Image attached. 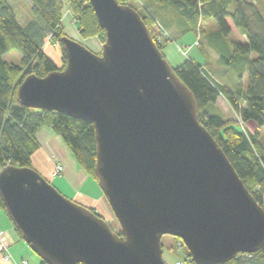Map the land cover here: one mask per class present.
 <instances>
[{
    "label": "water",
    "instance_id": "1",
    "mask_svg": "<svg viewBox=\"0 0 264 264\" xmlns=\"http://www.w3.org/2000/svg\"><path fill=\"white\" fill-rule=\"evenodd\" d=\"M106 32L96 53L61 37L66 66L19 84L21 103L93 124L95 172L122 234L64 195L37 169H0L10 219L48 264H167L162 238L182 240L197 264L264 247V207L198 118L137 8L89 0Z\"/></svg>",
    "mask_w": 264,
    "mask_h": 264
},
{
    "label": "trees",
    "instance_id": "2",
    "mask_svg": "<svg viewBox=\"0 0 264 264\" xmlns=\"http://www.w3.org/2000/svg\"><path fill=\"white\" fill-rule=\"evenodd\" d=\"M118 1L129 4L128 0ZM148 1L143 8L137 9L150 30L162 19L179 35L200 32L205 45L218 55V63L236 69L239 74L240 87L234 89L218 81L204 60L189 57L175 67L178 77L196 98L199 120L218 141L247 188L264 207V140L258 130L244 131L227 120L216 106L218 98L223 96L244 123L252 122L258 129L264 126V7L252 0ZM30 2L36 18L23 25L10 1L0 0V169L8 164L33 167V154L40 147L38 130L47 126L62 137L79 166L99 181L95 172L97 144L93 124L56 111L27 107L21 103L17 88L29 74L45 76L66 66L64 51L61 66L44 49L48 35L59 41L68 35L62 25L65 6L72 9L84 37L101 34L105 39L106 32L89 0ZM151 4L156 12L151 11ZM206 20H213L216 30L207 31L204 28ZM234 28L245 34L246 40L229 38ZM155 40L163 51L164 46L156 35ZM11 51L21 53L20 63L4 59V54ZM90 208L100 214L96 208ZM0 209L9 216L1 194ZM108 222L115 232L122 234L117 218ZM187 255L188 264H197L188 250ZM40 264L48 263L40 259ZM218 264H264V247L255 253H239L236 258Z\"/></svg>",
    "mask_w": 264,
    "mask_h": 264
},
{
    "label": "rangeland",
    "instance_id": "3",
    "mask_svg": "<svg viewBox=\"0 0 264 264\" xmlns=\"http://www.w3.org/2000/svg\"><path fill=\"white\" fill-rule=\"evenodd\" d=\"M9 1L12 7L14 8L17 19L21 24L25 25L30 20L36 18L32 10L30 0H9ZM147 1L148 0H128V3L135 6L138 9H141L145 6V3H147ZM252 1L257 4L258 3L262 4V6L264 7V0H256V1L252 0ZM149 7L151 8L152 12H156V9L155 7L152 6V4L149 5ZM62 23H63L62 25L64 32L67 33L71 38L83 43L84 45H86L88 48H90L92 51L96 53L102 52V44L105 42L106 38L104 39L101 34H97L91 37H84L80 32L75 14L73 13L72 9L69 6H65L63 10ZM215 26L216 24L212 20H206L204 22V28L207 31L214 29ZM151 32L154 36L156 35L158 40L163 44L164 46L163 50L166 54L165 57L171 63L172 66L176 67V65H178L179 62H182L184 58L188 56V54L190 55L193 54L194 52V55H196L195 52L200 53V51H202L203 49L204 54L200 55V60L201 59H202L201 61L204 60L203 63L209 69L211 74L221 83H224L234 89L240 87V77L239 74H237L236 69L235 70L228 69L227 67L220 65L218 63V55L213 50L208 48V46L205 45L204 37L200 32L196 35L194 33L188 34L186 38V40L188 41L180 39L178 38L179 33L176 31V29L174 27L172 28L167 27L162 19H159V22L156 21L153 24ZM231 38L235 40H243L244 36L240 31L234 28L232 30ZM179 47L185 50V55L181 50H179L180 49ZM44 49L47 52V54L49 53L52 56H56L54 55L56 53L58 56L57 64L61 66L63 65V60H62L63 49L61 47L58 38L54 37L51 34L48 35L45 39ZM21 57L22 55L19 51H11L4 54V59L7 60L8 62L20 63ZM205 59H207L206 62ZM216 106L223 112L227 120L231 121L233 124H237L241 127L248 128L252 132H255V130L251 125H249V123H243V121L239 118L237 113L233 110L231 105L223 96L218 98ZM53 132L55 133V131ZM55 134L58 135L57 133ZM260 136L264 139V126L261 127ZM70 154L72 155L71 151ZM72 157L74 158L73 155ZM52 159L53 161H55V163L56 162L62 163L61 161L57 160L56 156H53ZM55 163H54V168L52 170L53 177L57 176L54 174L55 165H56ZM63 170H64V165H63ZM72 178L68 177L66 174H63L62 176H59L57 178L56 182L52 180L51 183L55 187H57L64 195H66L70 199H74L73 196L76 194L77 188H74L72 184ZM89 178H90L89 181H86L84 186L80 189H82L87 193H94L98 195L99 192H102L99 182L95 180L93 177H89ZM95 190H97L98 192H95ZM87 207H92V206L87 205ZM110 212H111L110 215H107V212L105 216L102 213L100 214L103 215V217L107 221L112 222L113 219L116 217L113 211ZM4 221L6 222V226H2ZM0 231L5 234V237L8 241V254L10 256V261L5 262L2 258V255H0V264H24V262L28 264L40 263L41 258L38 256L37 253H35L31 249L29 244L21 237L20 233L17 231V229H15L9 216L2 209H0ZM162 243L164 250V258L167 264H188L187 263L188 249L183 244L180 238L172 235H164L162 238Z\"/></svg>",
    "mask_w": 264,
    "mask_h": 264
},
{
    "label": "crops",
    "instance_id": "4",
    "mask_svg": "<svg viewBox=\"0 0 264 264\" xmlns=\"http://www.w3.org/2000/svg\"><path fill=\"white\" fill-rule=\"evenodd\" d=\"M254 1H256V0H254ZM259 5L262 6V4H259ZM211 30H216V26L214 29H211ZM188 34H190V33H185L183 35H179L178 38L186 40ZM231 34H232V32H231ZM231 34L229 35V38H231ZM243 36H244V39L241 41L246 40V35L243 34ZM231 39L235 40L233 38H231ZM186 41H188V40H186ZM235 41H237V40H235ZM163 49H164V47H163ZM179 50H181L185 55V50H183V48H180ZM163 53L165 54L164 50H163ZM195 53H196V55H194V52H193V54H190V55L188 54V56L186 55L187 57H185L184 60L186 58L192 57V58H195V59L201 61L202 59L200 60V55L204 54L203 49H202V51H200V53H197V52H195ZM49 55L57 63V59H58L57 54L56 53L54 54L56 56H52L51 54H49ZM165 56H166V54H165ZM182 62H179L178 65H180ZM178 65H176V66H178ZM249 125H251L253 127L255 132L258 130L260 135H261V128L258 129L257 126L252 122L249 123ZM37 138L40 142V147L33 154V167L35 169H37L43 176H45L51 182H52V180L54 182H56L57 178L59 176H62L63 174H66L70 178L73 177L72 178V184H73L74 188H77L76 194L73 196V198H74L73 200H75V201H77V202H79L85 206L88 205V206H92L93 208H96L98 210V212L102 213L104 216L106 215V212H107V215H110V213H111L110 211H113V210H112L105 194L103 193V191L99 192V194L96 195L94 193H87V192L83 191L82 189H80L84 186L86 181H89V179H90L89 177H91V176L84 169H82L79 166V164L77 163V161L75 160V158L72 157V155L70 154V150H69L68 146L66 145V143L64 142V140L60 136L56 135L53 132L51 127H47V126L41 127L38 130ZM53 156H56L57 160L61 161L62 164L64 165L63 173L60 175H57L55 177H53V175H52V170L54 168V163H55V161H53V159H52ZM95 192H98V191L95 190ZM2 226H6L5 221H4Z\"/></svg>",
    "mask_w": 264,
    "mask_h": 264
},
{
    "label": "built area",
    "instance_id": "5",
    "mask_svg": "<svg viewBox=\"0 0 264 264\" xmlns=\"http://www.w3.org/2000/svg\"><path fill=\"white\" fill-rule=\"evenodd\" d=\"M241 129L244 131L249 130L248 128L245 127H241ZM55 164L56 165H55L54 174L58 175L63 172V165L60 162H56ZM0 255H2V258L5 262L10 261V256L8 254V241L5 237V234L1 231H0ZM24 264H28V263L24 262Z\"/></svg>",
    "mask_w": 264,
    "mask_h": 264
}]
</instances>
